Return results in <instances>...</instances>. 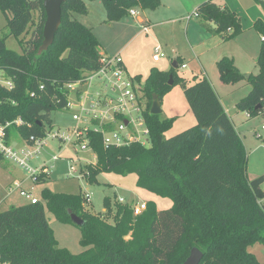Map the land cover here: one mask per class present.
<instances>
[{
	"label": "trees",
	"instance_id": "16d2710c",
	"mask_svg": "<svg viewBox=\"0 0 264 264\" xmlns=\"http://www.w3.org/2000/svg\"><path fill=\"white\" fill-rule=\"evenodd\" d=\"M107 21L127 14L130 9H156L160 0H101ZM43 0H0L8 35L18 39L21 52L7 49L0 37V72L11 88L0 84V126L5 142L31 134L44 135L51 126L50 112L65 109L68 85L84 83L101 68L99 41L91 28L73 19L85 13L83 0H64L61 22L52 44L37 54L43 40L46 18ZM201 23L223 40L241 32L238 15L214 0H206L195 10ZM30 37L23 35L29 30ZM262 41L256 65L248 75L251 89L235 108L249 117L264 115V21L252 25ZM230 28L231 31L227 29ZM178 68L179 58L175 59ZM219 78L231 83L243 77L233 60L223 56L216 62ZM152 68L143 83L131 77L149 130V144L104 146L100 132L86 131L94 163L80 169L89 181L100 172L135 174L137 186L172 201L170 208L158 209L152 202L134 215L129 203L117 200L112 209L104 200L105 211L92 213L85 207L87 197L79 194L41 191L39 201L0 211V263L4 264H181L192 247L203 256L199 264H260L248 246L264 243V174L249 179L247 154L241 137L225 112L219 97L205 77L193 82L177 74V69ZM169 75L172 84H168ZM179 84L196 123L165 138L170 120L151 114L152 95L159 102ZM20 119V122H17ZM264 144V133L258 135ZM5 159L0 152V164ZM48 176L40 172L34 181ZM44 207L62 223H72L68 210L84 221L81 244L76 254L59 247L44 216Z\"/></svg>",
	"mask_w": 264,
	"mask_h": 264
},
{
	"label": "rangeland",
	"instance_id": "374dc122",
	"mask_svg": "<svg viewBox=\"0 0 264 264\" xmlns=\"http://www.w3.org/2000/svg\"><path fill=\"white\" fill-rule=\"evenodd\" d=\"M86 4V12L72 13L73 19L92 29L100 45L99 50L109 56L120 60L123 66L121 79L126 80L138 76L140 83H143L152 68L159 70H169L176 57L186 65L179 67L177 74L186 79L193 76L202 77L206 73L208 79L215 81L217 89L223 100L231 104L239 98L248 94L251 83L247 80L248 75L256 74L258 67L256 58L259 52V44L262 37L255 28L244 30L235 37L222 41L219 36L211 37L207 32L200 17L191 16L189 21L183 20L186 5L190 0H161V5L156 9H140L138 16H132L129 12L121 18L107 21L105 7L101 0H83ZM223 6L226 0H215ZM233 6L239 8L240 24L245 25L251 13H260L264 16L260 2L264 0H228ZM148 15L150 21L146 19ZM248 16H247V14ZM257 15V14H256ZM189 23L188 29L186 24ZM150 27H149V26ZM144 26L148 31H144ZM29 30L23 35L25 39L30 37ZM0 37H5V47L7 49L21 52L18 39L13 35H8L6 18L0 10ZM256 39L258 44L257 56H244L242 49L246 47L247 41ZM127 45V46H126ZM155 46H159L161 57L159 61L152 60ZM228 55L243 77L231 83H224L220 80L216 67V62L223 56ZM1 73V72H0ZM111 76V73H108ZM205 76V75H204ZM136 84V83H135ZM86 91L95 98L96 94L101 96L108 92L115 99L119 97L117 91L110 90L106 86V80L102 76H94L84 84L75 83L69 88L68 98L76 101L80 92L81 101ZM234 102H232V105ZM86 106L90 105L87 100ZM161 118L170 120V125L163 132L165 138L172 137L177 133L195 125L196 118L189 107L179 84H175L166 92L161 101ZM231 113L237 114L234 123L240 136L246 137L245 150L247 154V176L249 179L264 174V144L257 136L263 135L264 115L247 117L246 112L233 109ZM73 112L67 109H55L50 112L51 126L45 124L49 135L53 133L66 132L79 125L81 128L84 122L77 123L72 118ZM137 121L138 114L132 113ZM189 117L192 120H189ZM144 125H138L140 132L144 130ZM147 137V135L145 136ZM18 153L30 147L28 138L23 139L18 136L9 142ZM95 154L89 148L82 149L79 143H66L59 138H50L46 144L41 146V151L27 160L28 170L38 171L42 166H46L48 176L45 175L41 181H34L31 174L22 166L5 158L0 164V211H7L11 207H23L29 205V201L20 195V190L30 192L40 203L41 191L48 189L51 192H62L68 194H81L88 196L85 207L92 213L105 211L104 200L107 198L112 209L118 198H123L125 202L137 201L155 204L156 208L164 209L172 206V201L143 190L137 186L136 175L131 173L119 175L112 172H100L94 181H89L80 169L85 164L94 163ZM20 183V187H16ZM264 188V184L262 185ZM44 216L53 231V236L59 247L66 248L73 254L81 252L84 247L81 244L82 229L72 223H62L57 220L53 213L44 207ZM248 251L254 255L260 264H264V243L255 242L248 246Z\"/></svg>",
	"mask_w": 264,
	"mask_h": 264
},
{
	"label": "built area",
	"instance_id": "2783aa9c",
	"mask_svg": "<svg viewBox=\"0 0 264 264\" xmlns=\"http://www.w3.org/2000/svg\"><path fill=\"white\" fill-rule=\"evenodd\" d=\"M128 12L132 16L139 15L138 10L136 9H130ZM191 16L198 17V13L193 11L190 15L186 16L185 19L189 20ZM227 30L231 31L230 28ZM144 31H148L147 26H144ZM153 52L152 60L158 61L162 56L159 46H155ZM121 63L122 62L117 60V58L107 55L102 58L103 65L101 68L86 79L87 81L94 76H102L104 80H106V86L110 90L118 92L119 97L117 99L108 92H105L103 96L96 94L95 98H93L88 91H86L82 101L79 99L81 98L80 92H78L79 97L75 102L68 98L65 109L73 112L72 118L77 123L81 122V120L85 123L82 128L79 125H76L61 134L56 132L51 135H49L48 132L44 135L31 134L28 137L30 147L23 150L21 153H18L12 146L5 142L4 128L9 124L6 123L4 126H0V152L5 158L13 160L22 166V168L31 174V177L34 180V177L38 173H48V170L46 169V166H42L38 171H30L27 168L26 162L30 157L39 153L41 151V146L46 144V141L50 138H59L61 141L71 144L77 142L82 149H85L88 148L86 131L89 128H94L96 131L100 132L102 144L106 147L127 146L131 143H138L145 146L148 145L149 130L144 121L139 95L136 92L137 85L131 80V78H127L126 80L121 79V74L123 72V66ZM181 67L185 68L186 65L181 64ZM109 72L111 73V76H108ZM0 84L7 88H11V83L2 78V73H0ZM71 86L72 84L68 85V90ZM87 100L90 101L89 106L85 105ZM133 112L138 114V124H135V120L132 116ZM17 122H20V119H18ZM138 125L145 126L142 132L138 130ZM262 129H264V125H262ZM146 135L147 137H145ZM16 187H20V183H16ZM20 195L24 196L29 203L34 204L38 202L35 197H32L30 192L23 189L20 190ZM117 201L120 203H129L134 215H139L146 208V203L143 201L139 203L137 201L125 202L121 197L118 198Z\"/></svg>",
	"mask_w": 264,
	"mask_h": 264
},
{
	"label": "water",
	"instance_id": "95a60500",
	"mask_svg": "<svg viewBox=\"0 0 264 264\" xmlns=\"http://www.w3.org/2000/svg\"><path fill=\"white\" fill-rule=\"evenodd\" d=\"M64 0H43L42 6L46 15L44 25H43V40L40 46L37 49V54H41L43 51L47 50V48L52 44L54 40V35L60 25L61 22V4ZM261 8L264 12V1L260 2ZM174 68H178L177 63L174 61L172 63ZM168 84H172V76L169 75ZM261 87L264 93V82L261 83ZM151 114H160L161 107L157 94L152 95V103L150 106ZM71 220L78 226L84 225V221L79 218L77 215L73 214L70 210H68ZM202 252L196 248L192 247L189 255L185 258V260L181 264H199L202 259Z\"/></svg>",
	"mask_w": 264,
	"mask_h": 264
},
{
	"label": "crops",
	"instance_id": "0c3cea01",
	"mask_svg": "<svg viewBox=\"0 0 264 264\" xmlns=\"http://www.w3.org/2000/svg\"><path fill=\"white\" fill-rule=\"evenodd\" d=\"M161 1V0H160ZM191 2H190V4L189 5H186L185 6V8H184V13H192L194 10H195V8L197 7V5L198 4H200L201 2H203V1H206V0H190ZM215 1V0H214ZM226 3H224L223 4V6H226L227 8H229L231 11H233V12H235L237 15H238V13H240V14H242L241 13V11H240V9L239 8H236L235 6H233L228 0H226L225 1ZM219 4V3H218ZM161 5V4H160ZM221 5V4H220ZM247 14V13H246ZM257 14V15H256ZM251 13L250 14V16H248V14H247V16H248V19L246 20L247 22L245 23V25H242L241 24V32L242 31H244V30H248V29H251L252 28V25H253V23H254V21L256 20V19H261V20H263L264 21V16L262 15V14H260V13ZM145 15H146V19L148 20V21H150V19H149V17H148V15L145 13ZM187 16V15H186ZM186 16L185 15H182V19L183 20H186L185 18H186ZM199 17V16H198ZM238 17H239V15H238ZM187 21H189V20H187ZM189 23L190 22H188L187 24H186V27H187V29H188V26H189ZM207 24H208V26L211 28V30L209 31V30H207V32L209 33V35L211 36V37H215V36H219L218 34H214L213 32H212V30L213 29H215V25L212 23V22H207ZM149 26V25H148ZM150 27V26H149ZM259 34V33H258ZM260 35V34H259ZM261 36V35H260ZM220 37V39L222 40V41H225V40H223L222 38H221V36H219ZM260 41H262V39L260 40ZM260 44H261V42H260ZM260 44H259V49H260ZM246 47H244V49H242V54L244 55V56H247V55H249V56H253V57H255V56H257V52H258V44H257V42H256V39L255 38H253V41H247L246 42ZM127 46V45H126ZM259 53V52H258ZM223 56H228V55H223ZM222 56V57H223ZM176 58H179L178 56L176 57ZM159 61V60H158ZM155 62H157V61H155ZM174 62V61H173ZM172 62V63H173ZM180 62H183V60L181 61L180 60ZM182 64H184V63H182ZM204 75H202V77H205V78H207L208 79V77H207V75H206V73H203ZM181 77H183V76H181ZM194 77V76H193ZM195 77H196V75H195ZM198 77V76H197ZM184 78V77H183ZM186 79V78H185ZM188 82H190L191 81V79H186ZM208 81L210 82V84L212 85V87H213V89L215 90V92H216V94H217V96L219 97V99H220V101H221V104L223 105V108H224V110H225V112L228 114V116L230 117V119H231V121H232V123H233V125H234V127H235V129H236V131H237V128H236V126H235V123H234V118H235V116L237 115V114H235V113H231L232 111H233V109H235L236 110V108H235V104H236V102L238 101V100H240L241 98H239L238 100H236V101H231V104L230 103H227L226 101H224L223 100V97L220 95V93H219V90L217 89V85H220V84H217L215 81L213 82L211 79H208ZM243 98V97H242ZM232 102H234V104L232 105ZM246 116L247 117H249L248 116V114L246 113ZM189 120H192V118H190L189 117ZM238 132V131H237ZM238 134H239V132H238ZM239 136H240V134H239ZM241 137V136H240ZM241 139H242V142H243V144H244V147H245V142H246V140H247V138L246 137H241Z\"/></svg>",
	"mask_w": 264,
	"mask_h": 264
}]
</instances>
